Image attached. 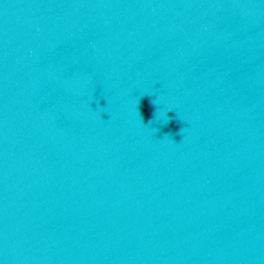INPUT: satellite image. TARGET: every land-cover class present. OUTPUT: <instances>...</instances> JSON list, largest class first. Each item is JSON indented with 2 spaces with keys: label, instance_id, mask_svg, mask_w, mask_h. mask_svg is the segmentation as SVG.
<instances>
[{
  "label": "water",
  "instance_id": "water-1",
  "mask_svg": "<svg viewBox=\"0 0 264 264\" xmlns=\"http://www.w3.org/2000/svg\"><path fill=\"white\" fill-rule=\"evenodd\" d=\"M0 264H264V0H0Z\"/></svg>",
  "mask_w": 264,
  "mask_h": 264
}]
</instances>
